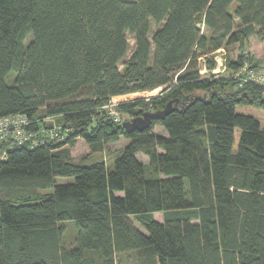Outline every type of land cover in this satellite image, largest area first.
<instances>
[{
  "label": "trees",
  "instance_id": "trees-1",
  "mask_svg": "<svg viewBox=\"0 0 264 264\" xmlns=\"http://www.w3.org/2000/svg\"><path fill=\"white\" fill-rule=\"evenodd\" d=\"M250 37L264 43V0H0V119L24 116L40 134L52 117L68 130L35 146L0 140V189L52 188L23 201L0 194V264H116L127 253L135 264H264V126L236 110L264 109V86L235 74L259 62ZM235 44L214 71V53ZM169 101L142 131L102 109L116 102L132 120ZM121 136L111 167L62 149Z\"/></svg>",
  "mask_w": 264,
  "mask_h": 264
},
{
  "label": "rangeland",
  "instance_id": "rangeland-1",
  "mask_svg": "<svg viewBox=\"0 0 264 264\" xmlns=\"http://www.w3.org/2000/svg\"><path fill=\"white\" fill-rule=\"evenodd\" d=\"M157 29L156 25L152 24V31L154 32ZM205 31V30H204ZM152 34H150V37ZM127 38L129 41V51L127 53V56L125 58H128L132 51L133 47V39L129 34H127ZM29 39V35H26L25 40ZM247 51L250 53V55L253 56L254 59L259 58V62L256 64L260 66H264V43L259 41L257 38L250 37L249 42L246 46ZM238 45H231L227 49H220L217 52L214 53V57H221V61L223 60V57H231L236 58L238 55ZM204 61H202V64ZM119 69L122 70L123 65L122 62L118 65ZM206 70V69H205ZM221 71V70H220ZM204 72V71H202ZM162 86L156 89H153L148 92L144 93H135L131 95H124L117 97L116 100H122L127 99L129 97H135V96H152L158 94L162 90ZM236 110L242 113L250 114L257 118L261 124V126H264V109L259 108L255 105H243V106H237ZM121 121L122 123L124 121H129V118L127 115H121ZM153 131L155 133L159 134H165L164 129L156 125L153 128ZM239 136V130L236 129L235 131V144L238 140ZM127 139L125 137H119L116 141H110L104 143L100 149H93L92 146H90L83 138L77 137L75 139V142L72 145H65L62 146V149H65L69 153V157L75 162V163H88V162H94V161H103L108 167H111L113 160L120 154L122 148L127 143ZM137 157L146 164L148 162L147 156L139 153L137 154ZM57 183H66L71 182L73 180V177L71 176H57L56 177ZM52 190V188L49 189H0V194L4 196H8L10 198H16L18 201L23 200H31V199H37L40 196H43L44 194L49 193ZM154 219L156 220H162L163 219V213L162 212H155L152 214ZM133 221L134 225L137 226L139 229L144 231V228L139 224L134 216L130 217ZM63 226L64 232L62 237V242L66 247H72L75 244V237H76V229L74 226V221H64L61 223ZM116 264H135L134 263V257L133 254L127 253V254H119L116 256Z\"/></svg>",
  "mask_w": 264,
  "mask_h": 264
},
{
  "label": "built area",
  "instance_id": "built-area-1",
  "mask_svg": "<svg viewBox=\"0 0 264 264\" xmlns=\"http://www.w3.org/2000/svg\"><path fill=\"white\" fill-rule=\"evenodd\" d=\"M215 59L217 61V66L214 71L223 70V60L221 61V57H215ZM235 74L236 76H240L239 79L245 77L244 79L247 81H253L254 83H258L264 86V66H249L245 64ZM115 104L116 102H110L106 105H103L102 109L105 110L113 120L122 122L121 116L115 108ZM46 120L53 122L51 127H42L40 134H35L25 130L24 126L27 124V119L24 116L12 115L9 117L1 118L0 140H5L8 139V137H11V139H13V141L17 142L18 144L28 141L31 146L42 144L45 141L44 138H47V141H62L65 138V133L68 130H62V127L59 124L55 123L52 117H48L46 118ZM4 154V152H1L0 158H3Z\"/></svg>",
  "mask_w": 264,
  "mask_h": 264
},
{
  "label": "water",
  "instance_id": "water-1",
  "mask_svg": "<svg viewBox=\"0 0 264 264\" xmlns=\"http://www.w3.org/2000/svg\"><path fill=\"white\" fill-rule=\"evenodd\" d=\"M171 110H172V101H169L166 104V106L164 107V109L159 110V111L145 112L140 117H136V118L129 120V121H124L122 123V126L127 131H132V130L142 131V130L150 127L152 120L160 119V118L164 117V115L169 113Z\"/></svg>",
  "mask_w": 264,
  "mask_h": 264
}]
</instances>
